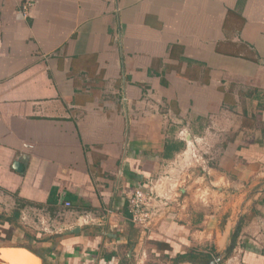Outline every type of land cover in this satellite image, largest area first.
I'll use <instances>...</instances> for the list:
<instances>
[{
    "label": "crops",
    "instance_id": "crops-1",
    "mask_svg": "<svg viewBox=\"0 0 264 264\" xmlns=\"http://www.w3.org/2000/svg\"><path fill=\"white\" fill-rule=\"evenodd\" d=\"M199 141L134 225L126 191ZM0 202L43 264H264V0H0Z\"/></svg>",
    "mask_w": 264,
    "mask_h": 264
},
{
    "label": "built area",
    "instance_id": "built-area-1",
    "mask_svg": "<svg viewBox=\"0 0 264 264\" xmlns=\"http://www.w3.org/2000/svg\"><path fill=\"white\" fill-rule=\"evenodd\" d=\"M30 2L22 3L24 16L28 14ZM184 138V136H183ZM188 142V140H187ZM198 149L193 143L189 142L186 149L180 153L176 159L170 164V170L163 176H158L156 180L151 182L150 186H142L135 188L131 194L127 195V211L130 221L141 228L147 230L151 227V221L160 208H169L171 206V196L175 195V199L179 197V190L187 183L188 167L191 166V161L198 162L201 157L198 156ZM186 168V172H185ZM174 199V200H175ZM69 205V202L65 203ZM107 213H110L107 212ZM27 215V214H26ZM22 213L21 219H27V216ZM83 223L100 222L97 217L91 214H84ZM40 227L43 231L48 228V223L41 217L39 219Z\"/></svg>",
    "mask_w": 264,
    "mask_h": 264
},
{
    "label": "rangeland",
    "instance_id": "rangeland-1",
    "mask_svg": "<svg viewBox=\"0 0 264 264\" xmlns=\"http://www.w3.org/2000/svg\"><path fill=\"white\" fill-rule=\"evenodd\" d=\"M204 143L206 144V146H209V144L206 141H199V142H195L193 143V145L195 146V148L198 149L199 152V147H204ZM198 156L201 157L199 159L198 162H195L194 160L191 161V166L188 167V172L193 171V175H195L196 170L201 169L203 165H206L207 163L209 164L210 162H214L216 159V156H212V155H205L204 151H200L198 153ZM185 172H186V168H185ZM192 177V175H191ZM153 180H156V178L151 179L146 186H150L151 182H153ZM130 189L129 191H126V198L127 195L131 194L132 191L134 190ZM201 198L202 195L200 196ZM127 201V199H126ZM12 204H7V203H2L0 202V226H2V228H0V243L3 245H20L19 244V239L16 240L15 235L17 233H21L24 232L26 229L24 228V225H26L27 219H21L20 221L22 223L19 222L18 216L15 217L14 216V212L16 211L15 208L16 206L14 205V207L12 206ZM37 214V215H36ZM36 214L34 213V215H30L28 218V221L30 220L32 223L36 224L39 228L38 230H40V227H43L42 224H40V217L47 222L48 227H49V221L44 218L42 215H40L38 212H36ZM12 240V242L10 241Z\"/></svg>",
    "mask_w": 264,
    "mask_h": 264
},
{
    "label": "water",
    "instance_id": "water-1",
    "mask_svg": "<svg viewBox=\"0 0 264 264\" xmlns=\"http://www.w3.org/2000/svg\"><path fill=\"white\" fill-rule=\"evenodd\" d=\"M21 161L14 163V168L21 171ZM74 229L71 231H77ZM0 264H43L42 258L24 246L3 245L0 246Z\"/></svg>",
    "mask_w": 264,
    "mask_h": 264
},
{
    "label": "trees",
    "instance_id": "trees-1",
    "mask_svg": "<svg viewBox=\"0 0 264 264\" xmlns=\"http://www.w3.org/2000/svg\"><path fill=\"white\" fill-rule=\"evenodd\" d=\"M22 206V204L21 205H19V206H16V208H15V212H14V216L15 217H17L18 216V214H19V208ZM237 231H238V228H237V230H236V233H237ZM230 250H231V247H229V249L227 250V252H230ZM189 258H192L193 260H195V258H203L204 256H205V258H206V260H207V258H209V256H208V254L207 253H202V252H198V251H192V252H190L188 255H187ZM196 261V260H195Z\"/></svg>",
    "mask_w": 264,
    "mask_h": 264
}]
</instances>
